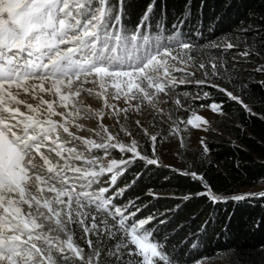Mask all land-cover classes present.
I'll list each match as a JSON object with an SVG mask.
<instances>
[{"label":"snow or ice","instance_id":"obj_1","mask_svg":"<svg viewBox=\"0 0 264 264\" xmlns=\"http://www.w3.org/2000/svg\"><path fill=\"white\" fill-rule=\"evenodd\" d=\"M155 5L156 0H150L129 34L123 23L125 0H0V264H179V257L165 247L167 237L157 240L156 227H148L156 215L138 216L142 210L136 203L138 197L117 203L131 186L116 187L127 165L137 159L159 164L158 158L142 155L137 139L119 117L123 114L127 120L130 114L141 112L145 102L162 114L164 109L157 106L160 94L167 96L178 83H185L174 73L189 75L187 66L193 59L190 54L180 55L192 44L177 39L179 25L191 14L190 2L185 15L172 25L175 33L157 35L153 41L145 32L151 27ZM224 47L235 45L229 42ZM210 67L214 75L220 74L216 62ZM220 91L243 103L226 89ZM82 93L102 101L103 108L117 118L119 132L133 137L130 143L120 141L119 132L113 135L102 123L104 135L95 132L101 136L99 143L70 130L69 125L84 129L76 123L78 118L102 121L106 114L84 107ZM110 96L112 101L122 99L126 107L110 104ZM175 104L183 107L179 98ZM208 107L222 111L216 103ZM185 123L199 127L208 121L195 112L186 121H173L172 134L181 145L180 125ZM135 124L149 137L154 154L158 136L139 120ZM62 133L67 136L62 138ZM75 141L84 146L83 152L68 146ZM93 149H102L105 156L112 149L132 155L105 165L100 156L85 154ZM204 151H208L206 145ZM52 154L59 159L54 161ZM72 161H83V165ZM182 174L201 182L204 191L196 195L212 203L223 199L203 175ZM248 195L252 194L231 199L243 200ZM78 232L79 240L90 249L87 253L74 239Z\"/></svg>","mask_w":264,"mask_h":264},{"label":"trees","instance_id":"obj_2","mask_svg":"<svg viewBox=\"0 0 264 264\" xmlns=\"http://www.w3.org/2000/svg\"><path fill=\"white\" fill-rule=\"evenodd\" d=\"M149 2L125 0L123 23L129 34L139 24ZM189 2L191 14L179 25L177 36L193 46L180 52L193 57L187 67L219 53L231 59L240 52L249 53L240 57L241 61L232 62L234 66L218 65L224 88L211 87L207 82L181 85L199 96L195 103L201 108L218 104L227 128L207 138L204 146L208 151L204 147L194 151L192 157L184 158L179 169L162 163L148 165L139 159L127 165L116 187L131 186L117 203L138 197L136 203L142 209L138 216L156 215L157 220L148 227H156L160 233L157 240L167 237L165 247L179 257V264H264V196L260 195L264 193V72L257 70L264 62V0H156L151 27L140 31L153 41L157 35L172 36V25L185 15ZM229 42L235 45L233 49L224 47ZM220 89L240 97L243 103ZM139 148L145 157H155L150 145L140 144ZM91 153L105 157L102 149ZM131 155L110 150V156L118 161ZM184 171L203 175L212 191L223 199L212 203L206 196L196 195L204 188L191 175H183ZM243 194L252 195L243 200L231 199ZM186 196L189 198L184 199ZM160 219L166 222L159 224Z\"/></svg>","mask_w":264,"mask_h":264},{"label":"rangeland","instance_id":"obj_3","mask_svg":"<svg viewBox=\"0 0 264 264\" xmlns=\"http://www.w3.org/2000/svg\"><path fill=\"white\" fill-rule=\"evenodd\" d=\"M240 57L243 58L247 56H241L238 54V56H234V58L231 59L227 57L226 54L219 53L215 56H209V59L205 60V62L201 60L195 61L193 66L187 67V72L189 73V75L186 76L184 73L179 72L174 73V75L178 78V81L184 80L185 83H178V86L172 89L167 96H165L164 94H160V103L157 106L164 109V112L162 114L157 112L155 108L147 105V103L145 102L141 112L130 114L127 120L124 119V116L122 114L119 117L120 124H123L126 128L132 131L133 136L137 139L139 146L140 144L151 146L149 137L144 136L135 124V121L139 120L141 126L143 128H147L150 134H156L158 136V141L156 143V152L154 153V155L156 158H158L159 163L176 169L181 168L185 157H192L191 155L194 151L202 149L204 147L207 138H214L216 137V133H220L227 128L221 111L213 112L208 106L206 108H201L200 104L195 103L196 100H200L199 96L194 93H189L188 91L183 89L181 85L198 84L197 81H206L207 83H211L212 85H218L219 88H224L225 81L223 79L222 73H220L219 75H214L210 64L212 62H216L217 65L225 66L226 64H230L234 61H241ZM169 63L176 64L177 67H185L184 65L179 64L178 61L170 60ZM200 63H204L206 67L204 69H200L198 67ZM232 65L234 66V63H232ZM241 67L245 68L244 66ZM246 69H249V67H246ZM257 70L260 72H264V62L261 65H258ZM191 73H194V75H191ZM85 87L94 88L95 85H86ZM111 92L112 89L109 88V93ZM24 98L28 99V102L35 103V101H32L30 98ZM45 98L50 99L51 97L45 96ZM177 98L181 100V105L183 106L182 108L175 104V99ZM239 99L242 101L240 97ZM80 101H82L84 107H90L93 111H103L106 114L102 121L97 118H78L76 120V123L84 125L83 130L69 125L70 130L76 133V135L93 139L97 143H99L101 142V136L104 135L103 131L100 128L101 123L105 125L108 128V131L113 135H116V133L119 132L120 125L116 123L117 118L114 115H111L108 109L103 108V103L101 100L95 98L94 96L90 97L86 93H82ZM109 103H116L119 108L126 107L122 99L119 101H112L111 96L109 98ZM246 108L249 110L248 106ZM193 112L206 119L208 123H201L199 127H192L190 125H187L186 123L181 124L180 127L182 131L179 134L183 137V145H181L179 137L172 134L171 125L173 121H186L187 119L191 118ZM169 116H171V119H169ZM56 119L59 118L57 117ZM89 129H93L94 131L90 132ZM96 131H100L101 136H97L95 134ZM66 136L67 134L62 133V138ZM161 137H163V139H160ZM132 138L133 137H129L123 132H119L118 139L125 144L130 143ZM201 141H203V143H201ZM68 146H76L78 151H84V146L79 141L72 142ZM85 154L94 156L92 153ZM100 157L101 162L105 165H107L113 159L110 155ZM51 158L54 161L59 159L58 157H55L54 154H52ZM60 163H64V161H60ZM72 163L83 165V161H72ZM69 175H71V173H69ZM74 239L77 240L82 247H85L86 253L90 251V249L82 245L81 242L83 241L79 240V232L77 237H74Z\"/></svg>","mask_w":264,"mask_h":264}]
</instances>
